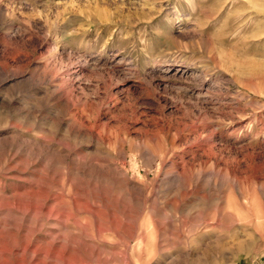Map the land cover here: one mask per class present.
<instances>
[{"label":"rangeland","instance_id":"1","mask_svg":"<svg viewBox=\"0 0 264 264\" xmlns=\"http://www.w3.org/2000/svg\"><path fill=\"white\" fill-rule=\"evenodd\" d=\"M0 264H264V0H0Z\"/></svg>","mask_w":264,"mask_h":264},{"label":"bare ground","instance_id":"2","mask_svg":"<svg viewBox=\"0 0 264 264\" xmlns=\"http://www.w3.org/2000/svg\"><path fill=\"white\" fill-rule=\"evenodd\" d=\"M51 72H52V71H51ZM51 72L46 71L45 74H43L42 78H43V79H47L48 77L51 76V74H52ZM50 73H51V74H50ZM52 78H53V77H52ZM50 79H51V78H50Z\"/></svg>","mask_w":264,"mask_h":264}]
</instances>
